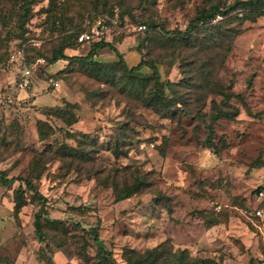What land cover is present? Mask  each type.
Instances as JSON below:
<instances>
[{
	"label": "rangeland",
	"instance_id": "obj_1",
	"mask_svg": "<svg viewBox=\"0 0 264 264\" xmlns=\"http://www.w3.org/2000/svg\"><path fill=\"white\" fill-rule=\"evenodd\" d=\"M26 1L0 0V171L32 180L47 199L48 217L63 220L68 233L48 231L47 248L35 234L40 206L32 192L26 190L28 204L16 219L14 191L20 183L8 188L0 184V264H47L49 257L56 264H97V247L82 230L94 226L100 227L116 264H125V248L144 251L162 243L220 264H264V218L256 215L257 208L264 210L256 191L264 181V16L254 22H242L236 13L232 20L217 18L221 23L216 20L198 34L194 46L160 30L141 46L144 21L184 31L203 10L245 0H148L142 5L140 0H65L67 14L79 19L80 35L92 36L69 54L87 56L91 44L104 38L117 41L130 68L152 60L163 84H175L184 100L179 110L157 111L123 70L113 66L119 58L110 49L96 53L103 66L60 61L35 72L30 97L18 90V65L12 56L22 40L42 46L39 51L49 55L57 36L44 11L49 0L34 3L32 19L22 27ZM93 3L106 5L104 12L99 8L100 16ZM209 59H224L213 80L225 93L244 100L230 101L239 109L234 120L214 125L216 150L206 144L208 130L200 115L209 120L215 105L229 108L216 90L198 98L203 92L196 89L197 68ZM143 72L148 90L152 73L146 67ZM165 93L172 97L170 89ZM64 102L75 106L78 122L72 126L40 112ZM38 120L52 127L47 140H39ZM83 134H89V141ZM117 142L119 157L113 152ZM66 146L84 153L64 154L61 148ZM34 164L36 173L43 172L40 180L34 178ZM137 172L149 178L148 188L116 203L113 189L103 182L116 180L123 188ZM216 218L220 223L208 228Z\"/></svg>",
	"mask_w": 264,
	"mask_h": 264
},
{
	"label": "trees",
	"instance_id": "obj_2",
	"mask_svg": "<svg viewBox=\"0 0 264 264\" xmlns=\"http://www.w3.org/2000/svg\"><path fill=\"white\" fill-rule=\"evenodd\" d=\"M37 1L38 0H27L22 5L25 10L24 14L20 18L23 28L29 22V20L32 19L30 8ZM147 1L148 0H140V4L142 5ZM98 2H101V0H98ZM101 5L102 4L99 3H93L92 9L99 10L97 16H100L102 14V11L104 12V10L106 9V5ZM101 7H103V9L100 12L99 8ZM66 8L67 6L65 4V0H49V5L47 9L44 10L47 14V19L51 24V32L57 33L53 49L49 55H45L41 53V51H39L42 46H39L38 44L28 43V40L24 38L27 30L23 29V34H21L20 38L24 39L22 40L20 47L23 48V46L25 45L24 51L26 55V65L33 68L37 59L45 60L44 64L34 67V74L36 71L49 68L60 61H65L77 67L103 66L105 65V63L95 60L96 53L99 50L110 49L119 58V61L114 63L113 66L120 67L127 79L131 81V84L136 85V89L144 94V99L148 103V106L155 107L157 111H159V109H165L168 111L179 110L178 104L180 102H183L184 100L183 96L177 91V86L170 82H168L167 84L165 83V85L163 84V82L161 81V76L159 74V69L156 63L152 60L142 61L140 65L130 68L125 61L124 55L121 54L116 47V40L108 42L104 38H101L100 41L91 44V50L87 56L69 54V52H76L80 44L82 45L88 42H79L78 39L81 33L78 28L79 19L73 20L67 14ZM232 13H236V17L240 18L242 22H254L258 18L264 16V0L235 1L233 4L228 6L219 4L211 6L207 10H203L202 12L198 13L195 18L191 19L189 21L188 27L184 31L178 29L168 31L164 26H161L160 24H157L153 21H144V24L146 25V30L144 32L145 37L139 38V43L141 46H144L147 41L149 42L152 40L153 34L157 32V30H160L161 34H163L164 36L173 35L174 40L194 46L198 34L212 28V23H214V21H216L219 17L221 18L222 22L226 20H232ZM120 21L121 23L123 22V15L120 17ZM217 21L221 23V21ZM2 24L4 27L7 26L5 21H2ZM105 26L111 27V23L106 22ZM217 27L218 24L215 25V28ZM238 33L239 32L235 31L236 35ZM209 42H211V40H209ZM32 52H36L34 56L31 54ZM224 64V59L219 61L216 59H209L208 61L200 64L202 65L201 67L197 68L200 83L199 85H196V89H199L203 92V95L199 96L198 98L204 99L205 97L203 98V96L209 92L208 90H216L219 91V94L221 93V95H224L225 98L223 100V105L229 108L228 110H224L218 106L216 107L215 105V110L210 115L209 120H207L204 115H200L201 122L205 124V127L208 130L206 144L209 147L214 148L215 150L217 149V145L215 144L214 140H212V137L215 133L214 125L221 119L234 120L239 115V109L235 106H232L230 103L232 99H240L241 102L244 103V100L240 95L235 94L234 92L225 93L223 91V88L213 80L218 76ZM144 67L148 68L150 70V73H152V80H150L152 81V86L148 90L146 82L147 78L144 76L143 72ZM32 86L33 84L26 90L28 91L27 93L29 97L30 94L32 95ZM165 89H170L172 91L171 98H168L166 96ZM75 111V106L73 104H71L70 102H64L62 105L45 106L41 109L40 112L47 117H54L60 121H63L68 126H72L78 122V116L76 115ZM37 131L39 140L44 141L49 138L53 130L52 127L47 123V121L38 120ZM67 137L72 140L75 139L74 133H72L71 131L67 132ZM82 137L85 138V141H89V134H83ZM90 141L92 143H96V141ZM118 145L119 142L115 144V149H113L116 157H119L118 153L120 150ZM61 149L63 153L67 155L84 153V151L68 146ZM36 167L37 165L34 164L32 172L33 174H35L34 178L40 180V176L43 172L39 171V173H36ZM148 179L149 178L147 176H144L137 172L132 176L131 182H125L123 188H120L119 183L116 180L109 183V185L108 180H105L103 184L113 189L115 194V202L120 203L132 198L134 195L142 193L144 189L148 188V186L150 185ZM17 182L20 183V185L14 191L15 218H19L21 210L28 204V201L26 199V190L28 189L32 192V200L38 202L40 206L39 211L35 215V234L41 243H46V247L50 248V245L47 244L48 239L46 233L48 231H51L67 234L68 230L67 228H65V222L63 220H52L50 217H48V212L46 211L47 199L41 194L32 180L22 177L9 178L7 171H0V184L4 187H12ZM22 183L25 184L26 189L23 188ZM260 185L257 187V192ZM167 208L170 213L173 211L170 206H168ZM260 218H264V216ZM219 223L220 220L216 218L209 223L208 228L218 225ZM77 225L78 227H80L79 223ZM82 230H84L89 235V237L97 247V264H116L112 253L107 249L100 237V227L94 226L90 227L88 230H85V228H82ZM123 260L125 264H220L213 259L193 257L186 249L174 250L168 243H162L154 248H150L144 251L125 248L123 250ZM46 262L47 264H56L51 257H49ZM253 263V260H251L249 264Z\"/></svg>",
	"mask_w": 264,
	"mask_h": 264
},
{
	"label": "built area",
	"instance_id": "obj_3",
	"mask_svg": "<svg viewBox=\"0 0 264 264\" xmlns=\"http://www.w3.org/2000/svg\"><path fill=\"white\" fill-rule=\"evenodd\" d=\"M91 38H92V36H90L89 34H82V35H80L78 40L80 43H83V42H89L91 40ZM24 49H25V45L23 46V48L19 49L16 52V55L12 56L18 65L17 66L18 72H17L16 88L18 90H21V91H26L33 84L34 67H36L37 65H42L45 63L44 59H37L33 68L28 67L26 65V55H25ZM55 85L58 86V84H55ZM257 193H258L257 194L258 199L263 201L264 200V181L261 183ZM256 215L258 217H263L264 216V210L257 208L256 209Z\"/></svg>",
	"mask_w": 264,
	"mask_h": 264
},
{
	"label": "crops",
	"instance_id": "obj_4",
	"mask_svg": "<svg viewBox=\"0 0 264 264\" xmlns=\"http://www.w3.org/2000/svg\"><path fill=\"white\" fill-rule=\"evenodd\" d=\"M35 102H37V100H35Z\"/></svg>",
	"mask_w": 264,
	"mask_h": 264
}]
</instances>
